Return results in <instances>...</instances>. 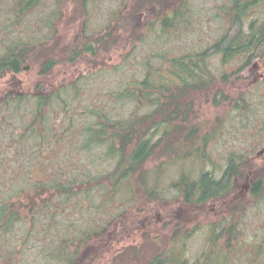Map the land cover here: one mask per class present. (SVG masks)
<instances>
[{
	"label": "trees",
	"instance_id": "obj_1",
	"mask_svg": "<svg viewBox=\"0 0 264 264\" xmlns=\"http://www.w3.org/2000/svg\"><path fill=\"white\" fill-rule=\"evenodd\" d=\"M90 1L0 0V77L41 61L39 74L50 78L59 58L67 54L60 56L61 52L76 60L83 53L96 56L105 41L110 48L123 11L116 10L108 18L102 34L87 32L84 21V41L78 45L62 44L53 28L70 3L88 16ZM128 1L124 0L123 9ZM131 2L133 10L166 7L140 28L143 32H136L132 47L147 32L167 33L191 24L193 12L186 0ZM215 16L225 26L211 43L174 56L159 54L155 63L150 58L143 76L125 75L100 97L85 92L95 74L105 68L55 85L39 82L32 90L0 97V264H93L95 256L90 253L127 217L122 211L142 198L161 196L160 182L169 174V164L180 165L183 172L185 160L209 158L210 141L225 135L231 125L236 124L240 132L258 125L264 132V109L259 110L261 101L256 97L260 88L241 93L231 104V98L212 83L216 79L229 83L235 71L211 69L215 58L224 64L239 59L242 70L264 57V0H226ZM33 19H38V26ZM121 27L128 32L129 28ZM37 28L43 32L39 34ZM209 89H215L213 104L231 108L222 122L199 138L200 126L191 123L194 101L189 98ZM227 159L219 175L213 166L202 168L196 176L182 173L180 183L174 185H182L184 203L219 199L229 192L235 177L242 176L240 170L246 174L249 168H254L252 196L257 200L264 196V153L260 165L235 150ZM138 209L140 213L144 207ZM235 228L236 224L227 229L228 240L238 235ZM215 230L212 227L208 236ZM262 234L259 241L244 246L246 250L228 244L222 259L212 264L227 260L235 264L242 255L237 252L248 255L250 263L264 258ZM215 251L212 246L211 252ZM190 257L157 253L144 264H209Z\"/></svg>",
	"mask_w": 264,
	"mask_h": 264
},
{
	"label": "rangeland",
	"instance_id": "obj_2",
	"mask_svg": "<svg viewBox=\"0 0 264 264\" xmlns=\"http://www.w3.org/2000/svg\"><path fill=\"white\" fill-rule=\"evenodd\" d=\"M50 1L52 0H47L46 3ZM146 1L148 3L150 0ZM186 1V6H191L193 12L190 26L187 27L184 24L182 28L170 30L167 33H158L155 29L150 33L147 32L142 42H136L137 45L133 47L131 40L137 34L136 32L145 27L149 19L159 16L166 7L152 5L148 7L150 12H147L144 8L139 10L129 8L131 0L127 2L126 9H123L124 0H92L88 5L89 15L85 17L80 6L70 3L67 9H63L62 15L57 18L56 25L53 27L62 44L83 43L84 21L87 32L104 33L106 30L102 29H105L108 18L116 10L123 11L122 17L118 20L120 27L114 30L113 36L111 35L113 44L109 48V42L105 41L96 56L83 53L76 60L71 59L72 54L69 55V52H61L60 56L67 54L64 57L58 55L60 62L56 64L50 78L39 74L41 61L20 73H7L0 77V97L6 93L18 94L23 90H32L39 82L48 81L55 85L60 81L76 78L77 75H86L105 68L97 72L95 77L92 76L95 78L93 84L85 92L86 95L100 97L106 90L119 85L125 75L143 76L145 61L150 58L155 63L160 61L159 54L168 53L174 56L186 51L201 50L211 43L225 26L224 20L220 16H215V11L226 0ZM123 17L125 18L122 20ZM32 23L38 26L39 21L33 19ZM121 25L129 28L128 32L124 31ZM43 29L44 32L48 30ZM37 30L39 34L43 32L39 28ZM105 38L110 37L106 35ZM120 65H122L121 69H117ZM240 65L239 59L224 64L219 58H215L211 63L213 71L235 72L232 73L229 83L221 84L216 79L212 84L221 87L223 93L231 98V104L236 102L241 93L247 94L249 91L260 88V94L256 97L259 102L261 101V108H259L261 111L264 109V99L261 98V95H264V57L244 66L242 70L239 69ZM237 69L239 72H236ZM214 91L215 89H209L205 94H194L189 98L194 101L192 107L195 119L191 123L200 126L199 138L222 122L226 111L231 108L230 104L223 106L213 104L211 101L214 100ZM235 125H231L226 132L224 130L225 135L210 141L206 149L209 158L203 157L197 162L185 160L181 163L183 172L179 171L180 165L169 164V174L160 182L161 196L157 200L142 198L138 201L139 204L135 203L133 206L131 204L128 209L125 208L127 210L122 212H126L127 217H123L115 224L112 232H109L102 242L93 248L94 251L90 253V256L94 253L96 258L91 257V262L93 264H144L157 253L173 252L177 256L180 253H183V256L188 254L192 259L198 258L200 263L207 260L209 264H212L216 263L214 260L217 258L222 259V251L226 250L228 244H232L230 248L239 247L246 250L244 246L248 247L255 240L259 241L264 232V196L255 200L248 186H245L252 179L254 168H247L246 174L241 169L239 173L242 176L235 177L234 182L230 184L229 192L219 196V199L211 198L206 204L198 203L189 206L184 203L182 185H174L180 183L182 173L189 172L196 176L205 167L213 166L215 174L219 175L228 162L229 152L233 150L247 158L252 157L254 163L260 165L264 153V132L258 125L240 132ZM256 173L258 172L254 174L257 175ZM140 207L144 209L138 213ZM234 224L238 226L235 228L238 235L233 233V239L228 240L227 229ZM209 226L216 228L210 237L206 233ZM113 237L115 240L111 241ZM212 246L216 247L215 252H211ZM237 254L242 255L234 260L235 264H264V258L251 259L250 263L248 255L246 257L243 253L237 252ZM228 262L230 261L227 260L225 264Z\"/></svg>",
	"mask_w": 264,
	"mask_h": 264
},
{
	"label": "flooded vegetation",
	"instance_id": "obj_3",
	"mask_svg": "<svg viewBox=\"0 0 264 264\" xmlns=\"http://www.w3.org/2000/svg\"><path fill=\"white\" fill-rule=\"evenodd\" d=\"M252 182H253V180L250 179V181H249V185H248V189H250L249 191H251V188H252ZM215 203L217 204V201H216ZM211 228H212V227L209 226V230L206 231L207 234H210V232H211Z\"/></svg>",
	"mask_w": 264,
	"mask_h": 264
},
{
	"label": "water",
	"instance_id": "obj_4",
	"mask_svg": "<svg viewBox=\"0 0 264 264\" xmlns=\"http://www.w3.org/2000/svg\"><path fill=\"white\" fill-rule=\"evenodd\" d=\"M249 184H245V186L247 187Z\"/></svg>",
	"mask_w": 264,
	"mask_h": 264
}]
</instances>
